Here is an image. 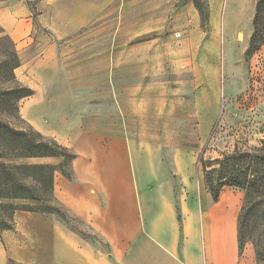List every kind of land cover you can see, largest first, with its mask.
Here are the masks:
<instances>
[{
    "label": "crops",
    "instance_id": "crops-1",
    "mask_svg": "<svg viewBox=\"0 0 264 264\" xmlns=\"http://www.w3.org/2000/svg\"><path fill=\"white\" fill-rule=\"evenodd\" d=\"M129 1L0 0V26L20 60L15 78L32 90L20 100V112L41 134L53 135L50 124L58 121L73 125L72 114L56 111L83 109L86 97L62 90L82 85L79 70L87 63L86 50L83 63L81 59L82 39L72 35L95 23L104 28L110 16L128 10ZM73 45L79 48L73 50ZM108 54L119 62L120 37H112ZM75 55L78 64L71 69ZM120 94L112 93L117 107L111 120L127 132L132 110L144 116L143 108H136L130 96L121 106ZM99 135H70L65 144L75 157L69 175L55 171L53 176L54 199L82 226L61 223L50 214L16 210L13 227L0 231V264H8L11 256L21 260L24 246L40 245L47 264H259L251 247L239 250L242 192L225 185L213 201L201 173L193 180V159L187 150H164L154 142L152 148L140 145L121 164L120 134ZM127 140L123 138V143ZM28 221L31 227L25 224ZM28 231L33 234L31 243L25 241Z\"/></svg>",
    "mask_w": 264,
    "mask_h": 264
},
{
    "label": "rangeland",
    "instance_id": "rangeland-1",
    "mask_svg": "<svg viewBox=\"0 0 264 264\" xmlns=\"http://www.w3.org/2000/svg\"><path fill=\"white\" fill-rule=\"evenodd\" d=\"M255 1L207 0L209 17L203 24L193 0H130L128 10L114 18L110 16L104 28L95 23L75 33L73 37L82 39V63L83 51L87 54V63L79 70L82 85L73 84L62 90L86 97L82 99L83 109L56 111L72 114L73 125L60 121L50 124L53 135L42 133L43 137L66 147L70 135L118 133L121 164H126L125 157L135 153L140 145L151 147L156 142L164 150L184 149L193 159V180L196 181V173H201L205 184L204 165L206 169L218 167L216 161L225 154L234 150L253 152L263 144L264 43L253 54H246ZM35 28L38 34L37 22ZM113 36L120 37L119 62L107 55ZM78 48L71 46L73 50ZM12 50H16L14 42L0 26V59ZM78 58H70L71 69L76 68ZM113 91L121 93V106L130 96L135 99L136 108H143L144 116L132 110L127 132L115 119L111 120L117 107ZM0 118L15 128L30 125L35 129L23 118L20 108L17 118L5 112L0 113ZM78 119L82 125H76ZM93 119L97 120L94 125ZM53 159L54 164L61 161ZM64 171L63 175L68 174L67 169ZM232 187L244 198L242 189ZM254 200L256 208L249 224L255 227L250 229L244 247H251L255 260L264 264V195L255 196ZM35 205L36 211L27 212L43 213L40 209H45V214L61 223L82 226L79 220L65 214L54 197ZM13 218L14 214L12 221ZM31 223L25 224L31 227ZM32 238L31 231L25 233V241L31 243ZM20 257L21 260L9 257L8 264L48 262L41 245L24 246Z\"/></svg>",
    "mask_w": 264,
    "mask_h": 264
},
{
    "label": "trees",
    "instance_id": "trees-1",
    "mask_svg": "<svg viewBox=\"0 0 264 264\" xmlns=\"http://www.w3.org/2000/svg\"><path fill=\"white\" fill-rule=\"evenodd\" d=\"M31 5L33 3L28 2ZM203 24L207 23V0H193ZM264 43V0L255 1L252 31L246 54L256 52ZM20 64L16 50L7 51L0 59V113L17 118L19 101L32 94V90L17 82L14 69ZM12 82V85L3 84ZM262 146L251 151L227 153L216 162L218 167L206 169L204 182L212 200L217 201L223 186H234L244 191L238 215V242L242 252L250 236L249 221L256 208L255 196L264 195V140ZM34 157L59 158L58 164L26 162ZM75 154L67 147L33 129L15 128L0 118V231L13 227L16 210L36 211V203L53 199L55 171H69ZM64 175H69L64 174ZM45 213V209H40ZM258 254V251H257Z\"/></svg>",
    "mask_w": 264,
    "mask_h": 264
}]
</instances>
